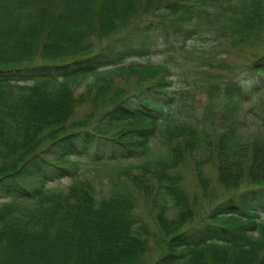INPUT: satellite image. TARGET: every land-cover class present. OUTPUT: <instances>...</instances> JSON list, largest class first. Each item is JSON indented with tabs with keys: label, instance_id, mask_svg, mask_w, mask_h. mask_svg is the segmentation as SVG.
Masks as SVG:
<instances>
[{
	"label": "trees",
	"instance_id": "obj_1",
	"mask_svg": "<svg viewBox=\"0 0 264 264\" xmlns=\"http://www.w3.org/2000/svg\"><path fill=\"white\" fill-rule=\"evenodd\" d=\"M200 4L207 24L227 19L238 46L263 35L264 0H0V264H143L157 238L166 251L154 264H264V138L219 131L239 113L264 128V102L241 107L264 96V49L229 81L223 60L199 59L194 91L174 87L170 69L74 86L129 56L184 51L200 35ZM199 108L202 117L184 113ZM160 121L166 155L106 183L67 161L140 158ZM61 177L70 180L47 187Z\"/></svg>",
	"mask_w": 264,
	"mask_h": 264
},
{
	"label": "rangeland",
	"instance_id": "obj_2",
	"mask_svg": "<svg viewBox=\"0 0 264 264\" xmlns=\"http://www.w3.org/2000/svg\"><path fill=\"white\" fill-rule=\"evenodd\" d=\"M220 1L221 0H219V2ZM202 8V4L198 5L197 9L201 11L200 14H198V11L195 15L196 10L193 12L195 15L193 21H198V24H201V29L199 32L200 35L195 40L189 41L187 46L188 48L184 51H179L178 54L169 53L166 57H164L160 53L151 55L150 58L129 56L126 58L125 61L121 63V65L112 68L108 67L100 71L97 70L91 74L87 73L81 78L77 79L74 82L76 92L80 93L84 91L88 83L93 81L97 74H99V76L106 75L110 76V78L119 79L122 78V73L126 72V70H131L132 72L141 70V72H145L149 69L162 70V72H166L168 71V69H170L171 73H169V77H172L176 83L174 84L176 85L174 87L180 88V86H182L185 90H187L189 88L188 83L190 82V80L192 81L199 75L197 71V66L195 65H199V59L209 56L210 53H212L217 60H223L218 72L221 73V76H224L226 81H229L230 79L236 76H243L242 74L243 72H245L244 69L253 59V53L261 52L264 49V32L261 37L255 36L252 41L249 42L242 41L241 45L238 46L235 42L232 41L231 36H228V33H230V27L229 22L226 21L227 19H225L223 15H221L219 16L220 21L219 19L218 21H216L218 23L220 22L219 24H207L206 21L209 15L200 16L203 12V10H201ZM209 10L213 17L217 14V12H214L212 9ZM162 15L166 16L167 14L162 13ZM224 22L225 25H223ZM221 31L225 32V35ZM217 63H215V65H217ZM200 68H203V66H200ZM204 68V72L206 73V67ZM201 77L202 74H200V78ZM189 90L191 91L192 87L191 89L189 88ZM192 91H194V89ZM195 94H197L198 99H202V97H205L201 89H196ZM201 101L202 100H199L197 104L201 105ZM258 101L263 103L264 96H255L252 100H246L243 102V104H241V107H250ZM184 113L185 115L189 116V118L202 117L201 108H199L195 113L188 111H184ZM243 115L244 114L239 113L233 122H225V124L227 125H225L222 129H219V131H223L226 127H229L230 130H225L228 132L233 142L238 141L239 139L246 140L250 138L253 139L256 137L264 138L263 125L258 122L256 123L250 117L245 119ZM238 119H242L243 123L239 124V122L236 121ZM168 125V122L160 121V129L158 130L156 136L151 140L149 151L146 154L141 155L140 158H131L130 160H122L120 162L99 161L93 163L89 159H86L85 157L81 156L77 158L69 157L67 158V161L68 163L77 162V164H79L81 168V173L89 174V172H93V174L96 175L101 174L102 177H104V182L106 183L108 181L106 174H109L110 171H116L123 166L128 167L131 165L136 169V167L141 165L142 162L152 161L155 158L157 159L165 156L169 150L167 148L168 143L165 138V130L167 129ZM208 128L206 129L209 132L208 134H213V132L211 131L212 129L210 127ZM185 165L187 166H185L184 168L186 172V175L184 176V186L187 190H189L190 193H193L195 190L199 189L197 183L198 179L196 178L193 169L188 165V163ZM206 168H208L207 170L210 177L213 178V180L215 181L216 168L209 164L206 166ZM69 180L70 179L61 177L58 178L55 182H49L47 187L52 189H58L59 187L66 185ZM164 198L166 199L168 198V196H161L160 201H164ZM171 202V200L167 201L169 205L171 204ZM260 217L262 218L261 220L264 223V215L262 213L260 214ZM150 223L153 222L150 221ZM157 244L158 242H156L155 239L152 240V242L150 243V245H152V250H146L143 254V264H154L158 259L159 255L162 256V254L165 252L162 251L160 246Z\"/></svg>",
	"mask_w": 264,
	"mask_h": 264
},
{
	"label": "bare ground",
	"instance_id": "obj_3",
	"mask_svg": "<svg viewBox=\"0 0 264 264\" xmlns=\"http://www.w3.org/2000/svg\"><path fill=\"white\" fill-rule=\"evenodd\" d=\"M154 234H155V233H154ZM157 234H159V233H157ZM151 235H152V234H151ZM155 236H156V235H155ZM158 236H159V235H158ZM151 238H152V237H151ZM151 238H150V239H151ZM153 238H154V237H153ZM153 238H152V239H153ZM156 240H158V238H157ZM161 240H162V239H161ZM148 241H149V240H148ZM158 241H159V240H158ZM151 242H152V241H151ZM151 242H150V243H151ZM156 242H157V241H156ZM160 242H161V241H160ZM157 245H158V244H157ZM157 245H156V246H157ZM160 245H161V243H160ZM160 247H161V246H160ZM151 248H152V247H151ZM165 248H166V247H165ZM153 250H154V248H153ZM161 250H162V249H161ZM163 251H164V250H163ZM165 251H166V249H165ZM162 253H163V252H162ZM159 256H160V255H159Z\"/></svg>",
	"mask_w": 264,
	"mask_h": 264
}]
</instances>
